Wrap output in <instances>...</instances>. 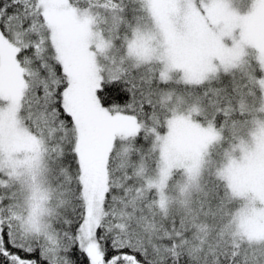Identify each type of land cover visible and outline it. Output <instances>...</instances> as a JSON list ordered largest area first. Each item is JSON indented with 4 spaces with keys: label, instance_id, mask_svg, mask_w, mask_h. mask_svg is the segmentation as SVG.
<instances>
[{
    "label": "snow or ice",
    "instance_id": "1",
    "mask_svg": "<svg viewBox=\"0 0 264 264\" xmlns=\"http://www.w3.org/2000/svg\"><path fill=\"white\" fill-rule=\"evenodd\" d=\"M0 264H264V0H0Z\"/></svg>",
    "mask_w": 264,
    "mask_h": 264
}]
</instances>
